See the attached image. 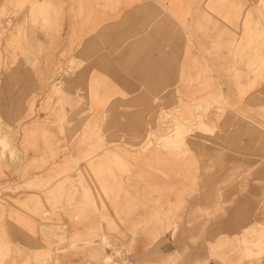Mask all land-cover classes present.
Masks as SVG:
<instances>
[{"label":"rangeland","instance_id":"1","mask_svg":"<svg viewBox=\"0 0 264 264\" xmlns=\"http://www.w3.org/2000/svg\"><path fill=\"white\" fill-rule=\"evenodd\" d=\"M144 1L0 0V264H226L264 217V0L183 14L168 91L96 92Z\"/></svg>","mask_w":264,"mask_h":264},{"label":"crops","instance_id":"2","mask_svg":"<svg viewBox=\"0 0 264 264\" xmlns=\"http://www.w3.org/2000/svg\"><path fill=\"white\" fill-rule=\"evenodd\" d=\"M202 0H160L159 4L151 0H145L132 6V13L136 14L133 19L138 28L145 31L140 33L136 40L132 42L125 40L122 48L113 53L110 57L105 56L106 62L91 67V69L82 70L81 76L92 77V85L96 87V92H123V93H163L168 91L170 86L177 84L182 76L181 64L184 60V49L181 46V36L179 27L176 25L178 20L183 19V14L193 13L194 23L192 28L196 30L200 20ZM242 12H248L249 5L247 0H242ZM244 2V5H243ZM244 9V10H243ZM210 7V13H212ZM214 11H216L214 9ZM232 10H224L228 12ZM160 13L161 21L153 30V14ZM174 20L175 25L170 26L169 17ZM244 15L242 16L243 19ZM242 22V20H241ZM176 28V31H174ZM127 26L126 35L129 33ZM132 29V28H131ZM128 38V37H127ZM195 52L187 60L195 59L197 52V41H193ZM116 45V44H114ZM200 48V47H199ZM108 57V58H106ZM184 75V74H183ZM83 86V83H82ZM88 87V84H87ZM65 228L55 234V242L60 237H64L66 243L60 245L59 249H69L74 238L83 237L87 233V228L73 224L67 217L62 218ZM248 232L249 236L245 237ZM18 242H23L20 236L24 234L17 233ZM240 244L234 245L230 250H226L225 257L229 259L226 264H264V217L259 218L251 224L243 227L240 237ZM24 243V242H23ZM21 244V243H20ZM39 246V245H38ZM75 246H82V243H76ZM41 247V246H39ZM77 250V249H76ZM74 250H70V253ZM84 261V257H69L68 262L78 264ZM209 264H218L210 260Z\"/></svg>","mask_w":264,"mask_h":264},{"label":"built area","instance_id":"3","mask_svg":"<svg viewBox=\"0 0 264 264\" xmlns=\"http://www.w3.org/2000/svg\"><path fill=\"white\" fill-rule=\"evenodd\" d=\"M104 264H123V263L111 262V263H104Z\"/></svg>","mask_w":264,"mask_h":264},{"label":"bare ground","instance_id":"4","mask_svg":"<svg viewBox=\"0 0 264 264\" xmlns=\"http://www.w3.org/2000/svg\"><path fill=\"white\" fill-rule=\"evenodd\" d=\"M179 127H180V126H179ZM175 129H177V128H175ZM177 130H178V129H177ZM173 131H174V130H173ZM176 132H177V131H176ZM178 132H179V130H178ZM174 133H175V132H174ZM174 133H173V134H174ZM175 134H176V133H175ZM169 136H170V135H169Z\"/></svg>","mask_w":264,"mask_h":264}]
</instances>
